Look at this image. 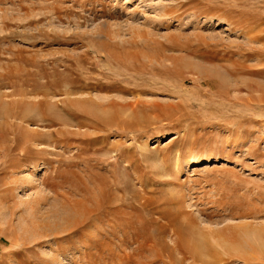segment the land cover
<instances>
[{
  "label": "rangeland",
  "instance_id": "374dc122",
  "mask_svg": "<svg viewBox=\"0 0 264 264\" xmlns=\"http://www.w3.org/2000/svg\"><path fill=\"white\" fill-rule=\"evenodd\" d=\"M54 259L264 264V0H0V264Z\"/></svg>",
  "mask_w": 264,
  "mask_h": 264
},
{
  "label": "bare ground",
  "instance_id": "6f19581e",
  "mask_svg": "<svg viewBox=\"0 0 264 264\" xmlns=\"http://www.w3.org/2000/svg\"><path fill=\"white\" fill-rule=\"evenodd\" d=\"M165 8V7H164ZM164 12V11H163ZM161 13V12H160ZM163 14H165V13H163ZM213 15H215V14H213ZM212 16V15H211ZM215 17H216V15H215ZM220 18H222V17H220ZM145 32V31H144ZM141 33H143V32H141ZM147 33V32H146ZM145 34V33H144ZM109 35V34H108ZM139 35H140V32H139ZM146 35V34H145ZM147 35H148V33H147ZM112 36V35H111ZM195 36L196 37H199V36H202V35H200V34H195ZM248 36V35H247ZM252 36V35H251ZM250 36V37H251ZM255 36H258V35H255ZM141 37H142V35H141ZM144 37H146V36H144ZM176 37V36H175ZM203 37V36H202ZM253 37H254V35H253ZM253 37H251V38H253ZM248 38H249V36H248ZM251 38H249V39H251ZM256 38V37H255ZM253 40H254V38H253ZM255 40H257V39H255ZM250 41H252V39L250 40ZM131 52V51H130ZM133 52V51H132ZM173 59H175L174 57H166L165 56V59L164 60H168V61H171V63L173 62ZM148 60L150 61L151 60V58H149L148 57ZM78 93V92H77ZM76 93V94H77ZM76 94H74L73 92H71V91H68V92H66L65 93V98L64 99H62V101L63 100H68V101H70V103H74V104H76V105H87V104H91V105H97V104H99V105H106V104H108V103H111V102H118L117 100H114L115 98L117 99V98H119V99H121V97H119V96H116V95H114V98H111V99H109L108 97L109 96H102V95H97V94H79V95H76ZM61 95H62V93H61ZM7 96V95H6ZM34 97V96H33ZM42 97H44V96H42ZM54 97V96H53ZM52 96H51V100L52 99H54ZM62 97V96H61ZM50 98V97H49ZM55 100V99H54ZM103 100V101H102ZM105 100V101H104ZM40 100L39 99H37L35 102H39ZM58 101H61L60 99H58V100H56L55 101V103L54 104H56ZM25 131H26V133H25V136H26V138H25V143H27V142H29L31 139H32V141H30L31 142V144L32 145H34V147H35V144L37 145V148L39 147H42L43 146V144L41 143V142H37L36 143V135H35V133L36 132H33V131H31V132H29V131H27V129H24ZM42 130V129H41ZM44 131V130H43ZM35 137V138H34ZM35 139V140H34ZM38 139V138H37ZM32 145H31V147H32ZM36 149V148H35ZM205 159L207 160H209L210 159V157L209 156H206L205 157ZM46 165H44V164H38L37 166H34V168H35V171L36 170H42V169H44V168H46L45 167ZM42 190V189H41ZM44 191V190H43ZM47 192V191H46ZM43 192L41 191V194L40 195H36V197L34 196V199H32L31 201H35L34 203H32V202H29V207L31 206L32 207V204L33 205H35V204H38V202L37 201H39L40 202V200H47V197H45V196H47V194H45V192H44V194H42ZM53 194V193H52ZM51 194V195H52ZM55 194H57V195H60V197L62 198V199H57L56 197H55V199H56V201H58V202H56L57 204H59V206H60V208L59 209H57V211H55L54 212V214H53V218H57V219H60V220H62L63 221V223H34V225L32 226V228H34V226L36 225V224H38V227H36L37 229L39 228L40 230H37V229H35V231L37 232L36 233V235H37V237H41L42 239H46V238H50L51 239V237H54V236H56V235H59V237L60 238H64V239H66L67 238V236H68V233H69V231L72 229V227H73V225H74V223H68V221H70L69 219H71L72 220V216H73V214H76V213H78L77 212V210H76V206H77V204H76V202L74 201V199L72 198V197H70L68 194H66V193H64V191H63V195L62 194H59V193H57V192H55L54 193V195ZM53 195V196H54ZM49 196V195H48ZM58 197V196H57ZM52 198V197H51ZM54 198V197H53ZM58 206V205H57ZM32 209V208H31ZM28 210V209H27ZM33 211V210H32ZM50 216V215H49ZM52 217V216H51ZM49 219V218H48ZM46 222V221H45ZM60 222V221H59ZM71 222V221H70ZM33 233H34V231H33ZM252 233H254V232H252ZM35 235V234H34ZM37 240V239H36ZM41 240V239H40ZM67 241V240H66ZM93 242V241H92ZM57 243V242H56ZM57 246V245H56ZM57 255V254H56ZM59 257V256H58ZM51 260H53V259H51ZM58 260H56V259H54V262H53V264L55 263V262H57ZM52 264V263H51ZM58 264V263H57Z\"/></svg>",
  "mask_w": 264,
  "mask_h": 264
}]
</instances>
